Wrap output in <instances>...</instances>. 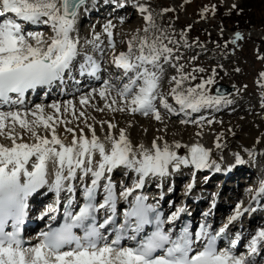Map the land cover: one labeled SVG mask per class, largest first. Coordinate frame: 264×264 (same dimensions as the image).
Listing matches in <instances>:
<instances>
[{"label":"snow or ice","instance_id":"obj_1","mask_svg":"<svg viewBox=\"0 0 264 264\" xmlns=\"http://www.w3.org/2000/svg\"><path fill=\"white\" fill-rule=\"evenodd\" d=\"M85 4L86 0H0V105H8L7 110L0 109V137L10 141L0 143V264H250L245 254L235 252L239 233L229 247L217 246L216 241L225 233L227 224L215 234L203 222L195 231L189 224L175 228L176 221L185 211L183 207L165 215L158 202L149 203L146 196L134 195L148 178H164L181 166L220 171V165L211 159V148L200 140L170 144L162 136L153 138L148 147L143 143L134 144L125 128H119L114 134L116 125L110 121L98 122L101 132L107 125L103 137L97 135L96 128L87 123V119L84 120L87 133L84 128L67 126L71 124L67 116L85 117L83 106L89 105V101L98 95L104 107L91 105L96 111L107 108L139 113L162 122L158 101L169 114L183 113L185 119L179 123L196 125L200 130L195 135L202 137L203 126H210L214 121L205 120L203 116L189 119L191 113L231 103L218 91L216 94L210 91L215 84V68L211 75L199 77L194 84L191 81L198 79L195 73L205 69L184 72L183 65L177 68V75L169 81L172 86L168 96L178 108L160 93L161 61H171L174 49L163 42V34L149 37L150 29L156 26L146 5H137L145 21L144 35H132L126 51H115V25L111 20L101 25V31H95L93 26L91 38L85 41L93 51L103 54L105 41L102 37H106L107 47L113 52L112 63L123 70L126 82L117 85L104 79L99 88L81 94L79 104L82 107L78 115L72 100L53 101L46 106L37 103L30 108L25 105L30 90L63 83L74 70L81 76L100 79V62L87 51L81 52L79 36L74 35L80 9ZM202 11L209 9L205 7ZM211 11L215 12V5ZM120 22H124L123 17ZM41 23L49 27L51 35L25 30V24ZM241 38L237 32L231 43L235 44ZM168 39L171 43V38ZM259 77L258 83L264 81V72ZM45 108L53 111L46 112ZM59 125H65V132L72 134L70 142L66 143V138L57 132ZM222 135L217 133L215 136L216 149L223 147ZM25 136L29 139L25 140ZM180 148L186 149L184 155L178 153ZM233 155L235 164L245 162L239 153ZM120 168L134 173L135 178L131 186L121 182L117 191L111 174ZM78 173L82 182L88 174H91V180L82 183L83 203L76 205V187L72 182ZM44 187L56 193L57 205L62 191L72 194L64 206V222L41 231L38 242L26 246L21 226L29 214L28 200ZM186 187L190 191L192 184ZM101 189L102 199H98ZM256 195H264V180L256 189ZM119 200L126 201L128 206L123 211V223L113 228ZM56 210L53 205H48L40 218L47 216L53 220L55 217L50 213ZM100 211L106 213L102 222L97 220ZM240 215L241 206L237 204L228 222ZM9 225L11 230H7ZM149 226L151 230L145 231ZM108 231L115 233L110 241L104 235ZM129 233L135 246L121 245L122 237ZM261 245H264V228L255 231L247 248L254 253Z\"/></svg>","mask_w":264,"mask_h":264},{"label":"rangeland","instance_id":"obj_2","mask_svg":"<svg viewBox=\"0 0 264 264\" xmlns=\"http://www.w3.org/2000/svg\"><path fill=\"white\" fill-rule=\"evenodd\" d=\"M131 1H137L140 4L146 5L148 12L152 14L156 27L150 29L148 33L149 37L153 38L163 34V42L174 49V58L167 63L163 61L161 62V65H163V71L160 73L161 86H163V88L161 87L159 91L161 90L160 93L166 97L170 104L173 105V103L170 102L172 100L171 96H168V92L172 86L169 81L172 76L177 75V68L180 65H183L182 70L184 72H192L194 68L205 69L202 73H195L198 79L196 81H191L193 84L197 83L199 77L201 76L207 78L212 74L211 70L215 68V84L221 83L233 88L232 92L226 95L228 97L225 96V98L228 99L230 97L229 100L234 99L235 102L239 99L240 102L236 106L233 104L232 100L231 103L221 104H232L230 105L229 114H213L214 116H210L211 118H208L213 119V124L210 126L205 124L203 126V133H210V136H212L210 137L211 141H209V146L215 145V140L212 139H214L217 133L223 134V148L215 150L216 152L212 153L211 158L216 153L217 157L214 161L219 164L222 163V159H224V157L234 158V153H239L243 160L246 158H252V154H254L253 158L256 159L255 157H258V154L264 151V145L261 140L264 135V81H261L260 83L257 82L260 80L259 74L264 72V0ZM213 5H215V12L211 11ZM232 5H235L236 7L233 8ZM205 7H207L209 11L203 12L202 10ZM165 9L169 10L164 11ZM126 13L129 15L128 11H126ZM139 14L141 13H137L136 15L139 16ZM82 21L83 24H80V28L85 30L87 28L85 25L86 19ZM113 24L117 27L113 29V32L115 38L117 39L116 47H118L119 52L127 50V41L132 35H144V32L142 31L145 27L143 14H141V17H128L124 23L115 22ZM93 26L94 25H91V27ZM97 27L95 28V31H101V26ZM138 29L141 31L137 32ZM232 29L240 30L231 32ZM85 31V34H90V30ZM237 32L241 34L242 38L233 44L231 41L235 39V33ZM168 38H171V43ZM115 51L118 53L116 48ZM177 56L179 57V60L175 59ZM164 68H167L169 71ZM186 83L185 87L187 86ZM213 85L210 87V91ZM256 98H261L262 103L261 101L254 103ZM76 99H78V97H76L73 101ZM51 103L52 102L47 103V105ZM96 106L103 108L104 103ZM157 106H160L158 101ZM239 106L253 108L256 106L258 107V111L254 112L258 113L257 117L254 119V122L249 125V131L245 130V128L241 129L240 126L233 124L234 121L237 122L239 119L253 117L250 115L251 112L249 111L241 113L235 112L236 114H234V111L239 108ZM94 112H96V114H98L101 118V120L97 119L92 121L94 123V127H101L98 123L99 121H109L112 116L115 115L117 117V115L121 113L120 111L117 113L116 111H110L105 108L103 111L95 110L87 112V117H93ZM163 113L167 114L166 112ZM163 113L161 114L164 115ZM128 116V119L132 117L130 115ZM164 116L166 117L165 119L171 123V126L178 125V127H182L183 130L191 131V129H193L195 132L200 130L194 124H180L177 120L171 118L168 119L166 115ZM150 117L151 116L146 117L141 115L133 117L134 119L130 120L141 123L144 120H149ZM124 118L126 117L122 116V119ZM194 119L197 118L194 117ZM118 121L120 120L118 119ZM83 126L86 127L85 123ZM157 129L160 130V127H157ZM142 131L149 132L150 129L143 128L141 132ZM173 131H170V133L173 132L175 135L177 134V136H175V138H178L176 141H180L182 144H185L184 142L190 132L186 131L184 136H180L179 128L173 127ZM252 131L254 132L252 133ZM151 135H153V132L150 131L149 136ZM249 140H251V144L253 146V148L250 149L243 143ZM182 149L183 151L181 149H178V151L185 153L186 149ZM249 152H251V155H249ZM259 160L261 159L259 158ZM232 163L235 164V161ZM246 164L249 163L246 162ZM250 165L251 166H249V169L246 171H249V174L252 175V171L257 169L258 166L253 165V163ZM239 174H242V172L234 175L230 179L235 180V177ZM239 181H243L239 182V187L241 188L240 190L253 187L255 183L252 176L249 178L239 177Z\"/></svg>","mask_w":264,"mask_h":264},{"label":"bare ground","instance_id":"obj_3","mask_svg":"<svg viewBox=\"0 0 264 264\" xmlns=\"http://www.w3.org/2000/svg\"><path fill=\"white\" fill-rule=\"evenodd\" d=\"M95 1V2H94ZM88 0V1H86V4L84 5V6H82L81 7V9H80V14H79V16H81V14L83 13V11H85V10H92V9H95V8H97L98 6H105L106 4H104V2H109L108 0ZM114 1V0H113ZM94 2V4H92ZM127 4H129V0H117L116 1V4H115V6H116V11H119L120 12V10L122 9V8H125V6H127ZM140 3H138V4H136V7H137V5H139ZM122 5H124V7H122ZM118 6V7H117ZM132 13H133V15L132 16H135V17H141V14H139V16H137L136 14L137 13H140V11L138 10V8L136 9L135 7H134V9L132 10ZM120 17V16H119ZM131 18V17H130ZM78 20V19H77ZM127 20V19H126ZM120 21V20H119ZM125 22V21H124ZM123 22V23H124ZM25 25H27V26H31V24H25ZM98 28V27H97ZM117 28V27H116ZM128 28H129V26H128ZM131 29V28H130ZM128 30V29H127ZM77 33H74V35H76ZM45 35L47 36V35H51V31H50V29H48V30H46L45 31ZM89 37H86V35H79V39H80V48H83V49H90V45H88L87 46V44L85 43V40H87ZM114 41H115V44H117L116 43V38H115V35H114ZM126 39V38H125ZM104 41H105V43H104V45H103V47L106 45V43H107V41H106V38H104ZM106 47V46H105ZM178 48V47H177ZM177 53V52H176ZM179 60V59H178ZM124 74V73H123ZM125 75V74H124ZM164 78V77H163ZM65 80H67V78L65 77ZM64 80V81H65ZM186 85H187V83H186ZM161 91V90H160ZM232 96V95H231ZM80 97V96H79ZM230 99V97L228 98V100ZM242 99V98H241ZM232 100V99H231ZM230 100V101H231ZM243 100V99H242ZM72 101H73V99H72ZM260 102L261 101V98H256V100H255V102L254 103H256V102ZM169 102V101H168ZM171 103H173V106H175V107H177L178 108V106L177 105H175V103H174V101L173 100H171L170 101ZM232 102H233V104H235V106L240 102L239 101V99H237V102H235L234 101V99L232 100ZM235 102V103H234ZM73 103L76 105V108H77V115L79 114V110H81V105L79 104V98L78 99H76L75 101H73ZM103 103V101L100 99V97L98 96V95H96L93 99H91L90 101H89V105H86V106H83V110L85 111V113H87V112H90V111H95V108H93L91 105H100V104H102ZM261 103H262V101H261ZM259 104V103H258ZM47 105V103L45 104V106ZM234 106V105H233ZM99 107V106H98ZM158 107V109L159 110H165V109H163L162 107H160V106H157ZM234 108H236V107H234ZM4 110V109H3ZM45 111L46 112H52L53 110L52 109H48V108H45ZM69 111L71 112V109H69ZM244 111H249V112H251L250 113V115H252L253 117H251V118H248V117H245V118H243V119H239L237 122L236 121H234L233 122V124L234 125H238V126H240V128L241 129H244L245 128V130H247V131H249V125H251L253 122H254V119L257 117V114L258 113H254V112H257L258 111V107L256 106V107H243V106H239V108H237L235 111H234V114H236L235 112H239V113H241V112H244ZM117 113H119V111H116ZM177 115H179L180 113L179 112H177L176 113ZM128 115H130V116H132L130 119H134L133 117H138V116H141V114H139V113H136V114H130V113H128V112H121V113H119L118 115H117V117L114 115V116H112V118H111V120H109L110 122H112V123H114L115 125H116V128H114L113 129V133L114 134H116V133H118V129L119 128H125L126 129V131H127V133H128V135L130 136V139L133 141V143L134 144H138V143H143L146 147H148V146H150V143H151V141H152V139L153 138H155V137H158V136H162L163 138H164V140H167L169 143L170 142H172V140L173 141H176L178 138L176 137L175 138V136H177V134L175 135V133H173L174 131H173V127H176V128H179V130H180V136H184V133L186 132V131H188V132H190L189 134H188V136H187V138H186V140H185V144H189V143H191V142H194V141H196V140H200V142H202L206 147H208V148H211L212 149V153H214V152H216L215 150H218V149H216L214 146H209V141H211V138L210 137H212V136H210V133H203V136L202 137H197L196 135H195V131L193 130V129H191V131H189V130H183L182 129V127H178V125L176 126H171V123H169L168 121H167V119H165L166 117L164 116V115H162V117H163V121L161 122V121H157V120H155V119H153L152 117H150V119L149 120H144V121H142L141 123H139L138 121H131L130 119H128L127 118V116ZM134 115H137V116H134ZM88 115L86 114V116L85 117H81L82 119H76V118H74L72 115H68L67 116V119L68 120H70L71 121V124L70 125H67V126H70V127H79V128H84V130H85V132L87 133V128L86 127H84L83 126V124H84V120L85 119H87V123H91V124H94L92 121H95V120H101V118H100V116H98V114H96V112H94V116L93 117H95V120H93L92 119V117H90V118H88L87 117ZM122 116H124V117H126V118H124V119H122ZM210 116H214L213 114H211ZM210 116H208L209 118H211ZM116 117V118H115ZM129 117V116H128ZM63 118V117H62ZM222 118V117H221ZM226 118V117H225ZM118 119L120 120V121H118ZM129 122H131V126L129 127ZM217 123V122H216ZM219 123V122H218ZM142 124V125H141ZM149 125V126H148ZM82 126V127H81ZM166 126V127H165ZM216 126V125H215ZM218 126V125H217ZM157 127H160V130H158L157 129ZM96 128V131H97V135H99V136H101V137H103L104 135H105V133L107 132V125H104V131L103 132H101L100 131V128L101 127H95ZM143 128L145 129V128H148V129H150V131L151 132H153V135H151V136H149V133H150V131L149 132H141V130H143ZM215 128H217V127H215ZM65 125H59L58 127H57V132L62 136V138H66V140H65V142L67 143V142H70V140H71V133H67V132H65ZM117 129V130H116ZM217 130V129H216ZM231 130H232V128H231ZM42 131V130H41ZM170 131H173L172 133H170ZM244 132H246V131H244ZM254 131H252V133H253ZM251 133V132H250ZM249 133V134H250ZM42 134H43V132H42ZM248 134V135H249ZM186 137V136H185ZM225 137H227V136H225ZM183 138V137H182ZM262 138L263 139H261L262 140V142H263V145H264V135L262 136ZM24 139L25 140H28L29 139V137L28 136H25L24 137ZM212 140H215V137H214V139H212ZM223 141V140H222ZM161 143H162V141H160ZM0 143H6V144H8V143H10V141H8V140H5L3 137H0ZM244 143V145L246 146V147H248L249 149L250 148H253V146H252V144H251V140H249V141H245V142H243ZM171 144V143H170ZM223 148V147H222ZM254 150H255V148H254ZM253 150V151H254ZM178 151V150H177ZM252 151V150H251ZM181 152V151H180ZM178 153H179V151H178ZM183 153V154H182ZM243 153V152H242ZM185 153L184 152H181V154L180 155H184ZM253 155L254 154H252V158H253ZM257 155V154H256ZM250 157V156H249ZM261 159V160H259V158ZM258 157H255L256 159H254V161H264V151H262L260 154H258ZM99 157H98V155H97V157H96V159H98ZM225 158V157H224ZM252 158H250V160L252 159ZM258 158V159H257ZM263 159V160H262ZM225 166H226V168H225V170L227 169V168H230V166H233L234 168L236 167V168H240L241 166H238V165H236V164H234V163H232V162H234L235 161V159L234 158H231V157H226L225 159ZM228 161H229V163H228ZM249 163V162H248ZM245 165V164H244ZM246 165H248V164H246ZM245 165V166H246ZM191 167V166H190ZM243 167V166H242ZM192 169H194L193 167H191ZM260 168H261V171L262 172H264V164H263V166H261L260 165ZM199 170H201V169H199ZM120 173V174H129V171L128 170H126V169H123V168H120V169H115L114 171H113V173H112V175L114 174V173ZM244 173V171L243 170H236L235 172H233V173H231V174H229L228 176H227V178L229 179V180H231L232 181V179H230V178H232L234 175H236V174H238V173ZM132 174H134V173H132ZM177 172H173L171 175H169V177L168 176H166V177H164V178H162V180H165V179H168V181H173V183H175L176 182V179H177ZM209 176V174L207 175V177ZM120 177V176H119ZM207 177H203L202 176V181L201 182H205L206 184L208 183V185L207 186H209V180L210 179H208V181H205V180H207ZM262 179L264 180V175L262 176ZM116 180H118V179H116ZM227 181V180H226ZM146 183V182H145ZM195 184V183H194ZM193 184V185H194ZM227 184V183H226ZM221 185V184H220ZM230 186V185H229ZM162 187H163V185H162ZM216 187H218L217 185H216ZM221 188H220V190H221V192L222 193H220V195H225V193H227L228 191H231V192H234L235 190L233 189V188H227V187H225V185H221L220 186ZM219 188V187H218ZM217 189V188H216ZM225 189H227V190H225ZM210 190V189H209ZM218 190V189H217ZM225 191V192H224ZM211 192H214V191H211ZM223 192H224V194H223ZM163 193H165V194H169L170 196L171 195H173V193H168L166 190H164V192ZM162 193V194H163ZM251 194L250 195H252L253 193H256V192H254L253 190H252V192H250ZM247 194H249V193H247ZM183 195H184V193H183ZM243 196H245V195H243ZM259 198L260 197H263V195H259L258 196ZM199 205H200V203H198Z\"/></svg>","mask_w":264,"mask_h":264},{"label":"water","instance_id":"obj_4","mask_svg":"<svg viewBox=\"0 0 264 264\" xmlns=\"http://www.w3.org/2000/svg\"><path fill=\"white\" fill-rule=\"evenodd\" d=\"M221 86H217L216 87V89L218 90V88H220ZM222 89H223V93H225V92H230V89H227V88H225V87H222Z\"/></svg>","mask_w":264,"mask_h":264}]
</instances>
